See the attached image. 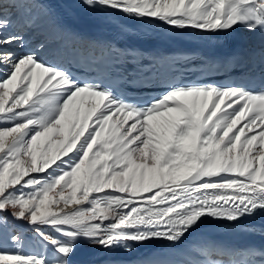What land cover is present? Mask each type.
Wrapping results in <instances>:
<instances>
[{"label":"snow or ice","instance_id":"obj_1","mask_svg":"<svg viewBox=\"0 0 264 264\" xmlns=\"http://www.w3.org/2000/svg\"><path fill=\"white\" fill-rule=\"evenodd\" d=\"M83 3L178 28L264 31V0ZM15 7L0 0V125H12L0 128V213L32 225L52 256L0 249V264H73L81 241L127 252L133 243L181 244L209 218L236 222L264 211V86L176 84L132 100L35 49L18 54ZM85 97L87 109L79 106ZM10 239L22 244L19 234ZM231 255L228 264H264L254 246Z\"/></svg>","mask_w":264,"mask_h":264},{"label":"bare ground","instance_id":"obj_2","mask_svg":"<svg viewBox=\"0 0 264 264\" xmlns=\"http://www.w3.org/2000/svg\"><path fill=\"white\" fill-rule=\"evenodd\" d=\"M16 7L9 11V15L12 17L23 15L26 20L23 21V15L17 19H13V27L10 29L14 31L16 28H20L21 31L25 30V26L28 27L26 32V37L28 39L27 45H20L12 47L18 54L25 51L35 49L38 51L39 56L42 60L49 61L52 63L51 58L53 55L59 54L66 47L70 46L75 42H87V43H97L98 39L87 36L85 32L79 28L72 27V24L68 22V18H81V14L78 12V8L68 0H15ZM101 11H105L108 15L115 18L121 16L132 17L124 14L120 11H115L109 8H104L99 6ZM141 21L146 23H159L164 26H169L170 28L178 31L186 29H195L192 27L178 28L176 26H170L166 22L158 18H139ZM19 20V22H17ZM199 30V29H197ZM53 64V63H52ZM228 101H226L227 103ZM92 104V101L85 97L83 101L80 102V107L87 109ZM223 107V106H222ZM230 111V109H229ZM219 115V114H218ZM95 118H93L94 121ZM117 117H113L114 123ZM247 119L241 121L237 126L242 127ZM132 121H129L131 124ZM12 125H0V128ZM127 127V125L125 126ZM259 131V129H256ZM247 135H252L254 133L248 132L245 129ZM15 136V133L6 138V142H10ZM54 139H62V137L56 136ZM21 159L28 161L30 156H23ZM32 175H36L32 173ZM18 187V186H17ZM111 191V190H109ZM155 191V189H154ZM59 192V189H57ZM55 195V193L53 194ZM147 195V194H145ZM83 206H87V203ZM53 207H57L53 205ZM59 207H63L61 203ZM77 205H69L65 208V211H72L76 209ZM0 216L7 217L8 226L7 230L3 233L6 236V241L0 239V249L8 252L23 251L26 253H44L49 257L52 256V250L50 245H46L41 238L36 234L35 229L32 225L17 220L10 214L0 213ZM213 219L209 218L202 224L198 229L191 233L181 244H171L167 241H150L146 243H133L131 245L132 251L127 252L121 249H116L113 251H108L104 248L90 245L84 241H81L77 246L75 254L72 256L73 264H155L152 261L153 256H157L160 251L170 250L176 252V255L183 257L187 255L188 258H194L197 253V248L199 244L193 242L192 239L197 234L200 228L211 222ZM222 221V220H216ZM45 231L50 234H55L51 232L50 228H45ZM12 234H19L22 237V244H14L10 237Z\"/></svg>","mask_w":264,"mask_h":264},{"label":"rangeland","instance_id":"obj_3","mask_svg":"<svg viewBox=\"0 0 264 264\" xmlns=\"http://www.w3.org/2000/svg\"><path fill=\"white\" fill-rule=\"evenodd\" d=\"M3 218L0 219V239H3L4 241H6V236L3 234L6 230H7V226H8V219L5 216H2Z\"/></svg>","mask_w":264,"mask_h":264}]
</instances>
